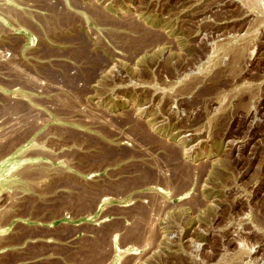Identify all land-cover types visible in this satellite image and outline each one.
<instances>
[{"label": "rangeland", "instance_id": "rangeland-1", "mask_svg": "<svg viewBox=\"0 0 264 264\" xmlns=\"http://www.w3.org/2000/svg\"><path fill=\"white\" fill-rule=\"evenodd\" d=\"M41 262L264 264V0H0V264Z\"/></svg>", "mask_w": 264, "mask_h": 264}, {"label": "crops", "instance_id": "crops-1", "mask_svg": "<svg viewBox=\"0 0 264 264\" xmlns=\"http://www.w3.org/2000/svg\"><path fill=\"white\" fill-rule=\"evenodd\" d=\"M105 225V224H104ZM113 235H114V233H113ZM77 246V245H76ZM45 253H48L47 251H45V250H43L42 251V253L40 254V256H42V255H45ZM39 264H42V262L41 263H39Z\"/></svg>", "mask_w": 264, "mask_h": 264}, {"label": "bare ground", "instance_id": "bare-ground-1", "mask_svg": "<svg viewBox=\"0 0 264 264\" xmlns=\"http://www.w3.org/2000/svg\"><path fill=\"white\" fill-rule=\"evenodd\" d=\"M71 201V200H70ZM114 239H115V241H116V234L114 235V237H113ZM118 238V237H117Z\"/></svg>", "mask_w": 264, "mask_h": 264}]
</instances>
